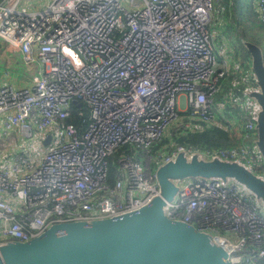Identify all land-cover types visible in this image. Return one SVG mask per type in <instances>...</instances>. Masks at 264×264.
<instances>
[{
    "label": "built area",
    "instance_id": "built-area-1",
    "mask_svg": "<svg viewBox=\"0 0 264 264\" xmlns=\"http://www.w3.org/2000/svg\"><path fill=\"white\" fill-rule=\"evenodd\" d=\"M0 0V39L27 64L30 86H0V126L51 139L35 162L27 145L0 167V246L27 242L55 223L116 218L161 195L157 172L180 154L263 168L255 134V78L244 74L217 103L229 60L219 59L211 25L215 0ZM256 11L264 22V0ZM243 74V70L237 65ZM90 116L70 120L73 100ZM241 108L244 140L218 149L172 142ZM179 112L187 113L178 120ZM196 116V118H192ZM230 124V126H228ZM231 134V133H230ZM41 146V145H40ZM170 146V149L167 147ZM35 150V148H34ZM39 159V160H38ZM115 168L109 181L110 167ZM239 183L191 178L163 211L208 234L231 264H264V214Z\"/></svg>",
    "mask_w": 264,
    "mask_h": 264
},
{
    "label": "water",
    "instance_id": "water-1",
    "mask_svg": "<svg viewBox=\"0 0 264 264\" xmlns=\"http://www.w3.org/2000/svg\"><path fill=\"white\" fill-rule=\"evenodd\" d=\"M248 46L254 54L255 72L264 90L261 51L252 43ZM73 103L82 108L85 117L90 116L87 107L78 99ZM258 128V144L264 154V113L259 118ZM50 139L51 135L44 142L46 146ZM172 162L158 170L161 195L150 204L116 218L55 223L45 234L30 241H10L0 246V264H231L226 253L212 243L208 234L165 215V199L171 200L175 195L168 177L197 172H232L248 181L263 200L264 187L240 165Z\"/></svg>",
    "mask_w": 264,
    "mask_h": 264
},
{
    "label": "rangeland",
    "instance_id": "rangeland-1",
    "mask_svg": "<svg viewBox=\"0 0 264 264\" xmlns=\"http://www.w3.org/2000/svg\"><path fill=\"white\" fill-rule=\"evenodd\" d=\"M35 2H36V0H34V3H32V5L30 6L31 8H34ZM236 8L238 9V15L240 17V20H242L244 23L242 25V28H241L242 31L238 29L239 33L242 36V34L244 35L243 30L246 29L245 27H246L247 23L251 22V21L249 20V17L246 16L245 13L242 11V6H241L239 0L236 3ZM228 9H229V12H231V10H233L232 0H215V7L212 11V15L215 17V19L221 18L224 14L227 13ZM218 21H220V20H218ZM253 24L256 27L255 31H257V32L263 31L261 28L262 22L259 19L256 18ZM241 36H238L239 42L241 44V47L246 51L245 56H243V61L246 63L252 62L253 67L255 68V65H254L255 57H254L252 50L248 46V43H250L249 42L250 40L247 37H245V40H247V41H245L241 38ZM236 40H237V38H236ZM262 44L264 45V41H262ZM4 46L3 45L0 46V53L4 49ZM8 53L13 58L12 62L10 63V65L8 67L5 66L6 61L2 57H0V84L7 83V84L15 85V86H28V85H30V82H29L30 75L32 73H37V70H38L39 63L37 61V58H36L34 63L27 64L24 61V59H22L23 56L21 57L22 53H21V55L16 54L15 52H8ZM258 80H259V78H258ZM259 84L261 85L260 81H259ZM261 87H262V85H261ZM184 115H187V113L179 112L178 120L183 119ZM229 115H230V123H231L232 121H234V115L231 112H229ZM192 118H196V116H192ZM223 125L226 126L227 123L224 122ZM231 125H232V123H231ZM228 126H230V124H228ZM234 129H235V127H234ZM173 132H174V130L171 129L168 132V135L172 134ZM0 133H1V137H2L1 140H4L5 142L14 140V142L16 144H14L12 147H10V150H13V152L17 151L22 145H31L33 148L32 149L33 162H35L37 156L40 153H42L40 151V149L42 147L45 149L44 144L41 146L40 145L37 146L38 135L36 132L34 133V135L32 137L26 136L20 130H16L13 132L6 133L3 129H1ZM234 136H236V135H234ZM7 145H9V144H7ZM34 148H35V150H34ZM259 150L262 154V163L264 165V154H263L261 147H259ZM201 159H203L204 161H206L208 163H213V162L226 163L227 162V163H232L234 165H240L245 169V171H247L248 173H251L253 176H255L257 181L260 184H262V186L264 187V166H263V168L255 169L251 165L247 164L244 161L233 160V159H228V160H226V159H215L214 157L210 158V157L206 156L204 153H201V154L200 153H192L189 155L182 153L178 157L173 159L172 164H177L178 162H180V160H182L183 163H189L191 161L201 162ZM111 167H113L112 164H111ZM192 177L193 178L202 177V178L207 179V180H217V181H221L223 183L235 181V182L239 183L246 191L254 194L255 197H257L258 199H261L256 195L251 184L248 181L243 180L242 178H240L239 176H237L235 173H232V172L208 173V174L197 172V173L179 174V175L169 176L168 181L174 189V194L176 195L178 193V191L181 189V187L184 184H186ZM261 200H263V199H261ZM257 203L259 204L260 200H257Z\"/></svg>",
    "mask_w": 264,
    "mask_h": 264
},
{
    "label": "crops",
    "instance_id": "crops-1",
    "mask_svg": "<svg viewBox=\"0 0 264 264\" xmlns=\"http://www.w3.org/2000/svg\"><path fill=\"white\" fill-rule=\"evenodd\" d=\"M256 7H257V1L255 2V5H254V9H255L254 12L257 14V19H259L262 22V20L258 16V13L256 11ZM231 15L234 16V18H237L234 8H233V10H231V12H229V9H228L227 13L224 14L221 18L215 19V17H214L215 22L211 25V27L215 30V33L217 35L218 47H219L218 48L219 59L222 61V60L227 58L229 60V65H230V69H231L230 73L222 80V85H221L219 92L217 93L216 100H217V103L220 104L223 100V96L228 93V90L230 89L231 86H233L232 84H234V82L237 79H242L244 74L251 75L252 78L253 77L255 78V86H253V87L251 86L246 93L248 94L249 99H251L254 102L255 113L257 116V120H256V126H257V123H258L257 121H259L260 116L264 113V90L261 87V85L259 84V80H258L257 74L255 72V68L253 67L252 62L246 63L243 61V56H245L246 51L241 47V44H240L239 38H238V36H241V34L239 33V30L242 31V29L240 26L238 27L237 24H236V26H235V24L233 25L232 20L229 22V20H230L229 16H231ZM218 20H220V21H218ZM232 26H234V27H232ZM236 38H237V40H236ZM241 38L244 40L243 34H242ZM2 45L3 46L5 45V46H4V49L0 53V57H2L6 61L5 66L8 67L13 60L12 56L8 52H12V51H10L8 49V47L4 41L0 40V46H2ZM16 54L21 55V52H17ZM21 57H22V55H21ZM237 65H239V67L243 70V74L237 69ZM34 74L35 73H32L30 75V78H29L30 85L32 83L31 76ZM4 84H7V83H2V84H0V86H2ZM30 85H28V86H30ZM241 111H242L241 108L239 106H237L234 101L232 102V104H230V106H229V108L225 114H221L222 112H220V110L218 111L220 119H222V121H225L226 123L229 122V119H230L229 112L233 113L235 129L231 130L230 133L235 139H237L241 135V132H240V126L242 123L241 122L242 117L240 115ZM0 121H1V119H0ZM1 129H3V128L0 126V130ZM14 130L16 131V130H18V128L14 129ZM234 135H236V136H234ZM1 138L2 137H1V133H0V167L2 165L4 157L10 156L14 152L19 151L22 147L27 146V145H22L17 151L13 152V150H10V147H12L14 144H16L14 142V140L5 142L4 140H1ZM42 143H43V141L38 140L37 146L42 145ZM7 144H9V145H7ZM47 149H48V147L45 145V149L43 148V151H46ZM42 153L39 154V159L41 158ZM215 159H223V158H215ZM226 160H228V159H226ZM201 162H206V161L201 159ZM213 163H215V162H213ZM218 163H221V162H218ZM223 164H232V163L226 162ZM255 198H256V201L260 200V203H259V205L261 207L260 212L264 214V200L258 199L257 197H255Z\"/></svg>",
    "mask_w": 264,
    "mask_h": 264
},
{
    "label": "trees",
    "instance_id": "trees-1",
    "mask_svg": "<svg viewBox=\"0 0 264 264\" xmlns=\"http://www.w3.org/2000/svg\"><path fill=\"white\" fill-rule=\"evenodd\" d=\"M238 0H232V6L236 12L237 18H234V16H229L230 20H232L233 25L237 24V22L240 23V27L242 28V25L244 24L242 20H240V17L238 15V9L236 8V3ZM257 0H239L242 11L245 13L246 16L249 17V20L251 22H248L246 25V29L243 30L244 32V40L245 37H247L254 46L258 47L261 51L262 60L264 63V45L262 44V41H264V22L262 23V32H257L256 27L254 26V21L257 18V14L254 12V5ZM232 14V13H231ZM234 27V26H232ZM247 41V40H245ZM83 106H86L83 103ZM79 107L73 105L71 109V117L70 120L74 121L78 126L82 125L83 117L78 114ZM244 140V137L240 135L237 139H235L230 132L225 129L222 126H210L206 127L203 130H199L195 133H187V134H169L166 135L165 138L160 142L159 145L155 146L156 148H163L164 144H171L172 142H176L178 144H185V145H193L195 148H210V149H218L222 147H228L235 145L238 142H241ZM251 141L258 142L259 141V128L258 123L255 129V134L252 136ZM167 149H170V146L167 147ZM115 168L110 167V173H109V181L112 183L114 181L115 177Z\"/></svg>",
    "mask_w": 264,
    "mask_h": 264
}]
</instances>
